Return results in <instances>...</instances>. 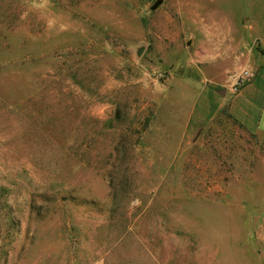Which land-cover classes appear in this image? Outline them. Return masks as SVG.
<instances>
[{"label": "rangeland", "instance_id": "1", "mask_svg": "<svg viewBox=\"0 0 264 264\" xmlns=\"http://www.w3.org/2000/svg\"><path fill=\"white\" fill-rule=\"evenodd\" d=\"M263 98L264 0H0V264H264Z\"/></svg>", "mask_w": 264, "mask_h": 264}, {"label": "crops", "instance_id": "2", "mask_svg": "<svg viewBox=\"0 0 264 264\" xmlns=\"http://www.w3.org/2000/svg\"><path fill=\"white\" fill-rule=\"evenodd\" d=\"M257 80L258 77L255 78L254 84H256ZM256 97L254 98L253 101L250 100L249 98H247V96H245V89H243L242 92L239 93L233 99V103L231 106L232 114L236 118H238L251 131L257 130L262 120L261 118L262 112L259 113L258 110L254 111L253 103H255V100H257ZM262 103L264 104V98L262 99Z\"/></svg>", "mask_w": 264, "mask_h": 264}, {"label": "built area", "instance_id": "3", "mask_svg": "<svg viewBox=\"0 0 264 264\" xmlns=\"http://www.w3.org/2000/svg\"><path fill=\"white\" fill-rule=\"evenodd\" d=\"M250 80V73L248 70H244L235 80V90L244 87L246 82Z\"/></svg>", "mask_w": 264, "mask_h": 264}]
</instances>
